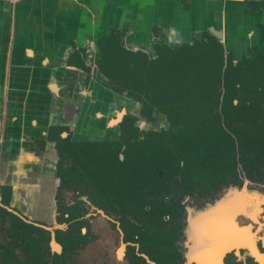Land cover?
<instances>
[{
	"label": "crops",
	"instance_id": "obj_1",
	"mask_svg": "<svg viewBox=\"0 0 264 264\" xmlns=\"http://www.w3.org/2000/svg\"><path fill=\"white\" fill-rule=\"evenodd\" d=\"M263 24L264 0H0V185H11V203L31 219L53 216L51 126L111 139L116 109L138 106L99 72V36L118 31L123 46L155 57V42L180 46L207 32L238 60L263 52Z\"/></svg>",
	"mask_w": 264,
	"mask_h": 264
},
{
	"label": "trees",
	"instance_id": "obj_2",
	"mask_svg": "<svg viewBox=\"0 0 264 264\" xmlns=\"http://www.w3.org/2000/svg\"><path fill=\"white\" fill-rule=\"evenodd\" d=\"M98 48L95 64L111 89L141 102V115L151 117L153 110H158L169 121V128L162 130L167 134L165 139L150 138L148 147L155 153L150 155V163L172 162V157H180L181 152L188 169L196 165L197 179L228 181L239 180V160H263L264 137L239 124L264 133V48L260 54L235 60L221 41L204 32L200 39L180 46L155 42L157 54L151 57L144 50L123 46L118 31L99 36ZM78 64L86 71L88 81L90 67L81 61ZM131 115L127 114L130 118L121 125L125 131L138 129ZM65 128L51 126L48 132L60 156L64 147L77 149L82 144L68 135L62 137L60 132ZM89 144L113 146L109 142ZM69 171V179L76 180L78 169L71 166ZM65 173L59 158V190L68 181ZM1 194L0 264H85L79 251L89 237L81 233L82 220L76 219L80 215L76 208L72 209L75 219L67 229L61 225L51 230L42 221H28L9 208L10 184L1 185ZM64 210L65 205L59 201L57 223L64 221ZM150 233L138 236L140 250L157 264H180L182 253L172 248V241L164 242L161 234L149 239ZM53 241L61 244L60 252L52 247ZM123 264L151 263L131 249Z\"/></svg>",
	"mask_w": 264,
	"mask_h": 264
},
{
	"label": "flooded vegetation",
	"instance_id": "obj_3",
	"mask_svg": "<svg viewBox=\"0 0 264 264\" xmlns=\"http://www.w3.org/2000/svg\"><path fill=\"white\" fill-rule=\"evenodd\" d=\"M132 100L138 106L120 105L116 109L111 119L115 129L108 134L111 139H74L69 125L60 132L62 137L68 135L72 141H79L82 144L77 149L64 147L61 156L57 151V163L61 158L68 181L59 190V178L55 195L54 221H37L29 218L11 203V194L9 208L28 221L38 223L42 221L41 223L51 230L61 225L67 229L70 222L75 219L72 217L74 213L72 209L76 208V212L80 214L76 219L82 220L81 233L89 237V241L79 251L85 264H123L128 260V252L131 249L142 255L147 262L157 264L146 251L140 250L142 246L138 236L149 232H151L149 239L161 234L163 237L160 238L164 242L172 241L175 247L172 248L182 253L179 263L184 264L187 244L190 242L188 217L191 216L195 223L202 226L204 220H197L196 217L199 212L214 210L210 216L220 215L231 202L235 204L230 218L235 232L233 241L229 242L231 247L223 256L224 264H264V255L255 256L250 247L254 245L264 253L263 186L245 182L237 166L239 180H199L195 177L196 165L193 163L188 169L189 166L183 163L181 152L180 157H172V162L168 159L162 163L159 161L150 163V155L155 154L154 150L150 151L148 147L150 138L165 139L167 134L162 130L169 128V121L166 115L158 110H153L151 117L141 115V102ZM119 111H124L120 118ZM127 114H132L133 125L138 128L137 130H123L121 125L125 119L130 118ZM92 142H109L113 146L89 144ZM76 155L77 160L74 159ZM176 159H179L180 163ZM263 161L264 158L259 164L264 163ZM71 166L78 169L76 180L69 179L72 175L69 171ZM188 174L192 178H189ZM248 187L259 192L242 189ZM59 201L65 205L63 213L65 219L62 223L55 221L59 215ZM220 202H223V206ZM215 219L220 225L221 218ZM245 232L249 238L243 235ZM235 233L239 234V238ZM51 244L59 252L62 250L59 242Z\"/></svg>",
	"mask_w": 264,
	"mask_h": 264
},
{
	"label": "water",
	"instance_id": "obj_4",
	"mask_svg": "<svg viewBox=\"0 0 264 264\" xmlns=\"http://www.w3.org/2000/svg\"><path fill=\"white\" fill-rule=\"evenodd\" d=\"M123 113L124 111H120L118 113V118H120ZM222 204L223 202H220V205ZM213 211L204 210L197 214V220H204L202 226L195 223V219H193L191 216L188 217V239L190 242L187 244V250L185 252L186 261L184 264H192L193 262H196L198 264H224L223 256L225 252L231 247L229 242L225 241L224 239L217 240L216 245H218L216 246L214 251L210 247L204 246L205 244L202 243V236L203 233H205L207 227L205 222L207 219H209V216ZM33 220H43L46 222H52L54 221V215H51L50 218L47 219L33 218ZM53 243L56 244L55 241H53ZM250 247L252 249V253L255 256L262 257L264 255V253H261L254 245H250ZM152 264L155 263L152 262Z\"/></svg>",
	"mask_w": 264,
	"mask_h": 264
},
{
	"label": "bare ground",
	"instance_id": "obj_5",
	"mask_svg": "<svg viewBox=\"0 0 264 264\" xmlns=\"http://www.w3.org/2000/svg\"><path fill=\"white\" fill-rule=\"evenodd\" d=\"M235 204L229 202V204L226 205L224 210L220 213V215L213 214L209 217V220H207L206 223V231L203 233L202 236V243L205 244L204 246L210 247L213 251L216 248V242L217 240L224 239L227 242H232L234 230L232 228L230 218L232 215V212L234 210ZM216 217L221 218V223H217ZM238 238L239 234L235 233ZM243 235H247V233H243ZM248 237V235L246 236ZM249 238V237H248ZM245 239L246 241L248 240ZM237 240V239H236Z\"/></svg>",
	"mask_w": 264,
	"mask_h": 264
},
{
	"label": "rangeland",
	"instance_id": "obj_6",
	"mask_svg": "<svg viewBox=\"0 0 264 264\" xmlns=\"http://www.w3.org/2000/svg\"><path fill=\"white\" fill-rule=\"evenodd\" d=\"M239 126L244 128L246 131L248 130L250 132L257 133L258 135L264 137L263 132L256 129L254 130L250 126H246L245 124H239ZM237 167H238V171L244 178L245 182H247L248 184H260L264 188V163L259 164L257 160H248V161L239 160L237 162ZM242 189L251 192H259L258 190L249 187Z\"/></svg>",
	"mask_w": 264,
	"mask_h": 264
}]
</instances>
